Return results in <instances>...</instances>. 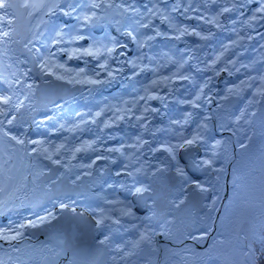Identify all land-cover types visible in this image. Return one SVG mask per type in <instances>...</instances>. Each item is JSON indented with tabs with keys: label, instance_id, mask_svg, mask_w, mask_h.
<instances>
[{
	"label": "bare ground",
	"instance_id": "bare-ground-1",
	"mask_svg": "<svg viewBox=\"0 0 264 264\" xmlns=\"http://www.w3.org/2000/svg\"><path fill=\"white\" fill-rule=\"evenodd\" d=\"M46 2H57L63 5L64 10L70 11L71 15L64 16L59 9L55 11V15L47 13V10L33 13L30 17L28 35L23 45L24 47L27 45L25 48L28 51L30 49L29 52L34 61L38 63V57H47L51 52L55 54L51 59L71 70L69 75L74 77L80 69H84L89 76H95V73L99 72L100 75L96 78L109 80V82L101 85L68 83L66 80L59 81L54 77L47 76L54 81L66 83L69 87L76 86L79 89L69 97L59 99L52 104L49 113H38L32 121L24 123L15 121L13 125H7V120L4 117L0 116V120H4V125L11 127L15 134L23 133L27 140L43 141V147L54 153V159L60 160L61 173L67 174L71 179L84 178L93 186V189L91 193L83 198H58L55 204L52 202L47 203L37 211L22 209L17 213H8L3 220H0V229L15 228L20 223L26 224L29 220L36 221L38 216H45L47 212H53L54 214V209L59 207L60 203H64L69 207H79L88 211L96 219L105 218L103 225L109 226V229L104 232V236L101 239L105 236L109 237V241L106 243L111 244L108 263L110 264L113 263L114 258H119L123 254L117 253L116 249L118 246L123 247L126 244L128 246L130 241L138 238L139 233L134 230L132 225H137L141 229L145 225H149L158 233L164 230L159 227L164 222L156 224L155 222L153 223L152 219H145V216L149 215L147 211L138 214L131 208L135 215V218H133L122 215L117 208L110 210L115 203L121 204L122 208L129 207L128 200L124 199V196L135 193L136 187L149 185L148 179L152 177L151 174L157 168L162 169L155 177L157 179L162 177V172L169 170L166 166L170 161V157L167 152L163 151L161 146L182 143V137L190 139L197 133L203 138L204 135L208 138V133H212V118L207 103L213 97H218L216 106L213 107L218 131L232 130L230 125L235 126L237 117L246 120L245 109L242 108L236 111L234 122L229 124L232 109L231 107H224L229 101L227 95L232 91V88L236 89L237 101L240 94H245V97L253 96L255 89L252 86L249 87L250 82L238 84L228 82L227 70L230 69V64L234 65L236 70V53H239L236 52L234 47L237 36L236 29L239 27L243 37H247V41H249L264 23V16L258 13L257 19H250L255 9L259 7L260 0H195L194 3L189 0H96L97 3L130 5L133 9L138 10V13L131 10L125 13L122 8L102 7L91 9L89 5L92 0H46ZM69 4L73 6L80 5V7H76L75 11H72L68 8ZM153 5L159 6L160 11L168 15L171 23L176 27L188 26L189 34L175 39L179 35L178 32L170 29L167 22L161 23L158 15L156 17L149 15L148 9L152 8ZM174 5H179L175 11H173ZM188 5H191L196 11L189 10L186 13L185 8ZM240 5L245 11L242 17L240 15L242 11L239 10ZM210 7L215 8V12H213L215 15L211 14ZM223 8L230 10L222 12ZM92 12H95L100 19L96 22L85 24L82 20L83 15H90ZM78 16L81 17L80 20L76 19ZM201 16L204 19H197V17ZM142 17L145 23L148 20L152 21L149 28H142L136 23ZM214 17L222 27L217 28L215 23L205 22ZM193 28L200 32L202 36L208 38L200 39V37L191 34ZM95 29H101L97 36L94 33ZM157 30L162 35L156 36ZM57 31L65 34L63 42L53 44V39L57 38ZM128 32H132L137 40L143 44V47H139L132 37L127 35ZM73 35L88 39L87 47L75 44L74 40L71 39ZM148 37H152V39H147ZM158 37L159 40L157 39ZM168 44L172 45L173 49L179 54V56L175 57L174 63L160 59L167 55L164 46ZM90 45L100 49L101 55L99 58L73 56L69 59L67 52L59 51L61 48L69 51L76 48L85 49ZM122 46L125 49H122ZM160 47L162 49H159ZM106 48H115V51L109 54L105 50ZM230 51L231 53L224 57L225 52L229 53ZM5 55L14 59L13 66L11 65V72H23L28 68H32L30 57L20 52L12 41L0 45V56ZM130 60H134L136 63L137 67L135 69L128 63ZM23 61H27V63H23ZM105 62H107L109 70L113 71L114 78H108L107 73L99 68L98 65ZM11 72L10 67L3 68L0 64V73L7 76ZM37 73L40 76L38 70ZM134 73L136 74L134 75ZM180 76L189 78L187 80L179 79ZM230 76L232 78L236 77L235 74ZM29 77L24 82L33 85L32 91L27 93V98H25V95L20 94L17 88V96H14V100L28 103L29 110H31L34 107L32 93L39 78L33 75V72L29 73ZM163 77H168L169 79L164 81L162 80ZM219 77L226 81L223 84L225 88L222 89V92H219L220 96L216 91H212V87L215 86ZM40 78L41 80L47 79L41 76ZM153 81H158V83L153 84ZM4 89L5 86L0 84V92ZM145 89H148L147 93ZM201 89H203L202 92ZM149 94L155 97H162L163 99H151L147 100V102L140 99V97H146ZM197 94L200 95V99L197 101L199 107L193 108L191 104L186 102L193 100ZM222 100H224V104L220 103ZM145 108H148L149 111L145 112ZM153 108L158 109V111L152 112L151 109ZM97 112L101 113L100 116L96 115ZM186 113H191L192 115L186 116ZM12 114L16 115V111L13 110ZM138 116L145 117V119L138 121ZM205 117L209 118L207 121L208 127L201 129L198 125L204 122ZM8 118L10 119L11 116ZM174 121L175 123H173ZM106 123L107 126H105ZM221 125L224 127L222 128ZM248 128V125L241 128V134L244 133L242 136L245 139L239 141V148L237 149L239 158L235 159L234 163L236 173L230 174L227 189L228 192L230 191L233 194L236 186L240 188L245 186L247 191L254 194L258 193L257 202L263 204L264 167H262V155L253 152L250 159L245 162L246 148L240 147L241 144L248 146L251 140L248 137ZM165 133L174 134L175 139L167 141L163 136ZM233 133L236 134V131ZM256 136H258V133ZM210 139V142L202 139L197 144L202 150L197 159L199 157H211L216 161L214 164L215 168L225 167L231 157V150L227 145V136L221 139H216L215 137ZM216 141H222L223 143L220 147L213 150L212 145ZM33 147L35 145H27V151L30 154H25V157L29 161H27V165L26 161L22 162L21 178L15 188L6 196V200H9L10 203L15 200L18 201V206L24 204V201L28 198L39 199L43 193V189L37 186L36 178L46 169L44 165L45 157L43 153H31ZM77 148L82 150L77 152L75 151ZM110 149L120 150L110 151ZM153 149H158V151H153ZM213 151L221 152L222 157L219 161L214 159ZM97 156L102 158L97 160ZM176 162L183 166L178 158ZM108 166L113 168L111 174L102 175V170ZM93 169H96L97 176L93 175ZM117 173H120V175H117ZM206 178L208 177L204 176L200 180L203 181ZM176 188L178 195L176 193L172 200L178 201L183 198V193L179 185ZM216 189L213 195L217 196L218 199L216 208L211 213L212 219L215 217L218 205L223 197L225 189L224 173H222ZM6 192L8 193L7 190ZM247 199L248 202L253 201L251 195H248ZM210 200L211 198L209 202ZM227 203V200H225L224 205ZM5 210L0 212V215ZM248 212L251 211L249 210ZM257 214L260 215H256L252 219L254 237L258 236L259 227L264 225V206L261 207L260 213ZM237 216L233 224L235 232L231 237L233 235L237 237L236 230L240 223V218H237ZM171 217V215H168L167 218L171 219ZM117 219L120 221L119 224L114 223ZM208 224L211 227L212 222H208ZM130 231L136 233V237L126 236ZM115 234H119L123 239L113 243L112 236ZM53 237V243L45 244L46 249L49 251L57 247L54 244L55 242L56 244L60 242L56 235ZM227 237H229L227 231L218 227L209 244L213 245L211 249H208L207 246L202 250L182 251L179 256L184 260L194 259L200 262L204 258L208 260L209 257L205 255L206 249H208L210 254L220 253L223 241ZM237 238L239 245L226 249L222 260L223 264H241L243 260L241 249L250 242ZM15 241L17 242L14 246L15 249H24V252L25 249L32 250V243L25 240L22 236ZM154 241L155 237L151 245L154 244ZM0 246L3 247L6 254V264L9 253L17 261L23 258L20 256V252L13 249L12 251L10 250L9 243L0 240ZM101 246L97 244L94 250L84 257V260L92 262L93 259H96ZM135 251H138V249ZM140 262H144V259L141 258ZM119 264L124 263L120 260ZM163 264L181 263H179L178 259L169 258Z\"/></svg>",
	"mask_w": 264,
	"mask_h": 264
},
{
	"label": "snow or ice",
	"instance_id": "snow-or-ice-1",
	"mask_svg": "<svg viewBox=\"0 0 264 264\" xmlns=\"http://www.w3.org/2000/svg\"><path fill=\"white\" fill-rule=\"evenodd\" d=\"M76 7H80V5L73 6L71 4L68 5V8L72 11H75ZM89 7L91 9H98V8H117V9H123V11L126 13L128 11H134L138 13V10L133 9L130 5H114L112 3H97L96 0H92ZM179 5L173 6V11L177 10ZM235 7V5H233ZM59 9L63 12L64 16H70V11H65L63 5L53 2L48 3L46 0H0V45L7 44L8 42L12 41L13 36L16 33V24L20 21V19L27 14V16L31 17L33 13L35 12H44L47 10V13H50L52 15H55V11ZM189 10L196 11L195 8H192L191 5H188L185 8V12L187 13ZM230 9L223 8L222 12H227ZM149 15L152 17L159 16V19L161 20V23L167 22L170 29H173L174 31L178 32L179 35L175 37V39H179L181 36H184L186 34H189V28L188 26L184 27H176L171 23L170 17L168 15H165L163 12L160 11L159 6L153 5L152 8L148 9ZM261 14L264 16V0H260L259 7L255 9V12H253L250 19L255 20L257 19V14ZM77 20H80L81 17H76ZM100 19V17H97L95 12H92L90 15L85 14L82 17V20L85 24L96 22ZM197 19H204V17H197ZM206 23H215V26L217 28L222 27L217 21L216 18H212L210 20H206ZM137 24L140 25L142 28H149L152 24L151 20H148L147 23L144 22V18L142 17L140 20L136 21ZM191 34L196 35L200 37V39H207L208 37L202 36L200 32L196 31L195 28L191 30ZM65 34L57 31L56 37L53 39V44H59L63 42V36ZM127 35L131 36L133 41L138 44L139 47H143V44L139 42L135 35H133L132 32H128ZM162 33L160 31H156V36H160ZM72 40H80L83 39L82 36H75L71 38ZM147 39H152V37H148ZM27 47V45H25ZM107 53L111 54L115 51V48H106L105 49ZM30 51V49H29ZM61 52H67L69 59H71L73 56H90L92 58H99L101 55V51L99 48H95L93 45H90L88 48L85 49H72L71 51L61 48L59 49ZM54 53H49L47 57L43 58H37L38 63L35 61L33 62L34 67L28 68L27 70L23 72H11L7 76L3 75V73H0V84H3L5 86V89L0 92V116L4 117L7 120V125H13L16 121L17 117L16 115L12 114V111H19L23 107V101L16 102L14 100V96H17V88L19 89L20 94H24L25 98H27V93L31 92L33 89V85L30 83H25L24 81L26 79H29V73L33 72L34 70H38L41 77L50 76L54 77L56 80L59 81H67L68 83H87L90 85H101L104 83H108L109 80H100L97 79L100 75L99 72L95 73V76H89L85 73L84 69H80L76 75L73 77L69 75L70 71L69 69L65 68L63 64L56 63L51 57H53ZM151 59V58H149ZM23 63H27V61H23ZM128 63L132 66L133 69L137 67L134 60L128 61ZM99 68L107 73L108 78H114L113 71L109 70L107 62L99 64ZM8 67H11L9 65ZM136 73H134L135 75ZM189 77L187 76H180L179 79L187 80ZM168 77H163L162 80L166 81L168 80ZM264 79V78H262ZM153 84L158 83V81H153ZM243 83V82H241ZM25 90H27L25 92ZM203 89H201V92ZM145 92H148V89H145ZM257 93L264 97V87H261L257 89ZM163 99L162 97H155L151 94L140 97L141 100H151V99ZM200 99V95L197 94V96L191 100L187 101L186 103L191 104L193 108H198L199 104L197 101ZM145 112H148L149 109L145 108ZM152 112L158 111V109H151ZM100 112H97L96 115L100 116ZM191 113H186V116H191ZM11 116L9 119L8 117ZM145 119V117L138 116L137 120L142 121ZM208 117L204 118V122L198 125L201 129H206L208 127ZM240 117H237V120H239ZM175 123V121L173 122ZM107 126V123L105 124ZM143 126V125H142ZM223 128L224 126L221 125ZM235 134V133H233ZM203 137L197 133L192 138H183L182 137V143H178L176 145H162L163 151L168 153V156L170 157V161L168 165L166 166L170 171L174 170L175 176L174 179L177 180L178 185L180 187V190L183 193V198L177 200H173L170 202L171 206L177 210H179L182 206L186 205L189 200L190 195H195L197 198L203 197L204 199H208V194L213 192L216 189V185L219 184L221 180V175L224 173L225 169L223 166L220 168H215V160H213L211 157L205 158V157H199L197 159V155L190 157V163L192 167L196 170H199L202 173H206L207 177L205 180H200L199 177H193L189 176V174L186 171L185 166H181L177 161V150L178 149H184L188 150L194 146H196L199 141H201ZM0 143H5L9 147H11L14 151L18 150L17 146H19V150H23L26 155L30 154L27 151V145L32 144L35 145L31 149V153L40 154L43 153L45 159H48L51 161L53 165H59L60 160L54 159L53 155L54 153L49 152L47 148L43 147V141L40 140H27V138L24 136L23 133H20L19 135L15 134L12 131L11 127H6L4 125V120H0ZM146 143V142H142ZM222 141H216L212 145V149L215 150L216 148L220 147L222 145ZM62 147V146H61ZM241 148H246L247 145L241 144ZM58 150V149H57ZM81 148H77L75 151L79 152L81 151ZM120 149H110V151H119ZM153 151H158V149H153ZM217 155L215 151H213V156ZM102 157L97 156V160L101 159ZM175 162V163H173ZM95 163V161H93ZM91 167V165H89ZM127 167V165H125ZM262 167H264V153H262ZM162 169L157 168L151 175L153 178H155ZM235 173V168H234ZM214 174V180L213 182L212 177ZM117 175H120V173H117ZM131 175V173H129ZM235 178V177H234ZM4 189L0 187V191H3ZM151 187L149 185H141L140 187L135 188V195L137 197H140L141 199L144 198V194L151 191ZM218 197L215 195L211 196V200L209 203L204 204L203 207L207 209L206 212H203L202 215H196L192 216L191 214L186 218H178L176 216H172L171 219L165 218L164 223L160 224L159 227L163 228V232H157L154 228H151L149 225H145L142 229L139 228L137 225H132L133 228H136L138 231V238L135 240L130 241L131 247H128L127 244L123 247L118 246L116 251L117 253H123L120 255V260L125 262L127 261L128 257L134 256L136 254L135 250L142 247L144 244L151 245L153 243L154 237L156 235H163L165 239L168 241V243L173 244L174 246H182L180 247V250L185 252L192 251V246L200 245L202 242L205 241L206 237L208 236V232L210 229V225L208 224V221L212 218L211 213L216 208V202ZM199 200L197 199V203ZM10 201L6 199H0V212L8 208ZM155 206V201H153L152 206H148L145 202L144 208H139L138 210H146L149 215L145 216V219L151 220L153 217L157 215V213L153 210ZM60 209H66L68 206L64 203H60L59 205ZM73 211H75L73 209ZM121 214L125 216H130L135 218V215L131 208L125 207L121 209ZM57 220V216L53 214V212H47L45 216H38L36 221L29 220L27 223H20L15 228H5L0 229V240H3L11 246V242L17 240V238L23 236L22 229H25L27 227L31 228H37L39 225H43L46 223H51L52 221ZM105 218L101 217L95 220V225L97 227H100L103 225ZM114 223L119 224L120 221L117 219L114 221ZM74 239L68 240L65 242H62L64 244L63 247L59 248L58 250L53 251V256L57 259H54L51 264H92V262L81 259V256L83 255L82 250L78 249L74 244ZM109 241V237L105 236L103 239L96 241L98 245H105L106 242ZM189 242H191V246L189 245ZM213 245H208V249H211ZM127 249V250H125ZM206 249L205 255L209 257V261L202 262V264H209L211 259V254ZM14 251H19V249H13ZM166 251H169L167 247H165ZM195 255H200L198 253H193ZM241 255L243 257V260L241 264H264V234H262L259 238V246L257 247V244L255 241L245 244L244 247L241 249ZM63 256L64 259L62 261H59L58 258ZM115 259V258H114ZM0 264H5L4 260H0Z\"/></svg>",
	"mask_w": 264,
	"mask_h": 264
},
{
	"label": "water",
	"instance_id": "water-1",
	"mask_svg": "<svg viewBox=\"0 0 264 264\" xmlns=\"http://www.w3.org/2000/svg\"><path fill=\"white\" fill-rule=\"evenodd\" d=\"M19 22L22 26L20 30H18L17 28ZM19 22L16 24V33L14 35L15 37H17L18 35H22V33L25 32V27L22 24L23 22L22 18L20 19ZM49 100L53 101L54 98H49ZM24 108L25 105L20 109V112H22ZM22 119L23 118L20 117V120ZM196 151H198L197 147H192L187 151L182 149L179 152V158L181 161L186 163L187 165L186 169L191 174L200 175L202 172L194 169L190 163V157L195 156ZM49 166H50V171L45 172L39 178L41 184H43L47 180H51L54 177V175L57 173L58 166L50 165V163ZM165 176L167 179L166 183L161 184L153 180L151 182L152 190L145 193L143 199L137 196H135L134 198L135 201H137L139 208H142V205H145V202L148 199L152 200V205H153V201H155L154 208H155V212L157 213L156 220L164 218L169 207H172L169 202V196L172 191V186L176 184L177 180L174 179L175 175L173 173H167ZM85 190L86 187H82L78 182L71 183L67 177L59 176L56 179L50 181L49 188H47V192L44 194L43 199L41 201H38L37 203L32 204L31 206L34 208L41 207L45 202L52 200L55 197L62 195H75L79 193L82 194ZM197 199L199 200L198 203H197ZM203 200H204L203 197L197 198L194 194L190 195L188 203L182 206V208L185 211L192 209L194 213H197L203 210L204 208ZM30 203L31 202H29V204ZM174 211H176V209ZM56 216H57V220L52 221L51 223L39 225L37 228H31V227L25 228L24 230L25 233L34 237H38L40 240H47L48 239V237L46 236L47 232L50 230H57L63 234L64 237L63 242L75 238L73 242L77 248H81V247L88 248L91 245L92 239L95 236V232L98 230L97 227L94 226V222L92 218L88 217L86 214L82 213L81 211H72L67 208L63 210L58 209ZM240 232H243L246 237L249 236V229L246 222L242 224L240 228Z\"/></svg>",
	"mask_w": 264,
	"mask_h": 264
},
{
	"label": "rangeland",
	"instance_id": "rangeland-1",
	"mask_svg": "<svg viewBox=\"0 0 264 264\" xmlns=\"http://www.w3.org/2000/svg\"><path fill=\"white\" fill-rule=\"evenodd\" d=\"M108 43H112V42L109 41ZM121 48L125 49L123 46ZM0 62H1L0 63L1 66L5 68L7 62L5 56H0ZM167 136L169 138H173L172 135H167ZM203 139L207 140V137L204 135ZM17 149L18 150L14 151L7 144L0 143V187L4 189L3 190L4 192L0 191V199H6V196L9 195L11 190L15 188L21 177V168H22V162L25 156V152L23 150H19V146H17ZM6 190L8 191V193L6 192ZM242 201L243 199H241V193H240V195L236 196V212L244 209ZM231 221H232L231 215H227L226 217L220 220L221 224L224 226L225 229L227 228V226L230 225ZM231 228L232 227H229L227 229H231ZM259 233L264 234V228L260 229ZM262 234H260V236ZM259 238L260 237L255 239L256 244H259ZM235 242H236L235 238H230L226 241V244L233 245ZM23 258L24 261L21 264H43V262L40 259V252H35V256H31V257L25 255L24 253ZM0 260H4L6 264V254L3 248L1 247H0ZM219 262H220V255L216 254V257L210 260L209 264H218ZM193 264L196 263L194 262Z\"/></svg>",
	"mask_w": 264,
	"mask_h": 264
}]
</instances>
